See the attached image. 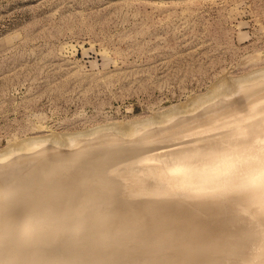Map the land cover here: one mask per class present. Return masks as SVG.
<instances>
[{
	"label": "bare ground",
	"instance_id": "obj_1",
	"mask_svg": "<svg viewBox=\"0 0 264 264\" xmlns=\"http://www.w3.org/2000/svg\"><path fill=\"white\" fill-rule=\"evenodd\" d=\"M256 71L156 120L6 147L0 264H264Z\"/></svg>",
	"mask_w": 264,
	"mask_h": 264
},
{
	"label": "rangeland",
	"instance_id": "obj_2",
	"mask_svg": "<svg viewBox=\"0 0 264 264\" xmlns=\"http://www.w3.org/2000/svg\"><path fill=\"white\" fill-rule=\"evenodd\" d=\"M261 68L264 0H0V152L156 120Z\"/></svg>",
	"mask_w": 264,
	"mask_h": 264
}]
</instances>
